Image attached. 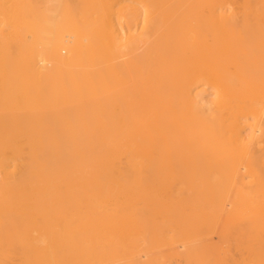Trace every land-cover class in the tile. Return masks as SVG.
<instances>
[{"label": "bare ground", "instance_id": "1", "mask_svg": "<svg viewBox=\"0 0 264 264\" xmlns=\"http://www.w3.org/2000/svg\"><path fill=\"white\" fill-rule=\"evenodd\" d=\"M0 107V264H154L183 124L264 109V0H0Z\"/></svg>", "mask_w": 264, "mask_h": 264}, {"label": "rangeland", "instance_id": "2", "mask_svg": "<svg viewBox=\"0 0 264 264\" xmlns=\"http://www.w3.org/2000/svg\"><path fill=\"white\" fill-rule=\"evenodd\" d=\"M212 98L207 93L206 99ZM203 117L205 121H186L181 127L183 161H173L166 221L149 227L152 239L147 252L154 264H264V109L236 120L225 114ZM229 119L246 138L216 155L208 145L210 133L226 129ZM253 134L259 136L257 144L250 140ZM216 156L232 157L245 173L242 180L230 177L220 200L202 184L203 176L211 175ZM4 220L0 183V254L5 245ZM138 240L137 246L145 247L143 239Z\"/></svg>", "mask_w": 264, "mask_h": 264}]
</instances>
